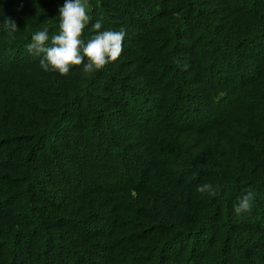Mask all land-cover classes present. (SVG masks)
Masks as SVG:
<instances>
[{
	"label": "trees",
	"instance_id": "obj_1",
	"mask_svg": "<svg viewBox=\"0 0 264 264\" xmlns=\"http://www.w3.org/2000/svg\"><path fill=\"white\" fill-rule=\"evenodd\" d=\"M64 3L0 0V264H264V0H89L122 52L61 75Z\"/></svg>",
	"mask_w": 264,
	"mask_h": 264
},
{
	"label": "clouds",
	"instance_id": "obj_2",
	"mask_svg": "<svg viewBox=\"0 0 264 264\" xmlns=\"http://www.w3.org/2000/svg\"><path fill=\"white\" fill-rule=\"evenodd\" d=\"M86 0H65L58 9L60 16V32L49 37V30L36 32L27 45V51L40 56V67L45 71L58 70L61 75L69 73L70 66L83 65L85 73L102 69L107 63L118 59L122 52L123 31H100L102 23L97 20L92 27L96 34L87 42L81 40L86 23L91 20L85 7ZM4 26L8 35L14 38L18 30L14 21L7 17ZM50 40V45L47 43ZM87 58V62H85ZM200 193L218 196L221 189L218 186L205 183L197 187ZM254 193L249 191L234 205V212L239 215L251 210Z\"/></svg>",
	"mask_w": 264,
	"mask_h": 264
},
{
	"label": "built area",
	"instance_id": "obj_3",
	"mask_svg": "<svg viewBox=\"0 0 264 264\" xmlns=\"http://www.w3.org/2000/svg\"><path fill=\"white\" fill-rule=\"evenodd\" d=\"M89 0H86V2L85 3H87Z\"/></svg>",
	"mask_w": 264,
	"mask_h": 264
}]
</instances>
